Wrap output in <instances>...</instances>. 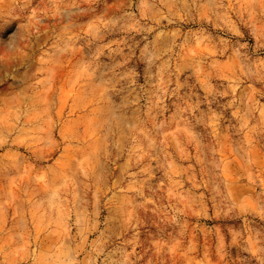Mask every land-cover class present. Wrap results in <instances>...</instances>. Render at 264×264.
I'll return each mask as SVG.
<instances>
[{
  "label": "clouds",
  "instance_id": "obj_1",
  "mask_svg": "<svg viewBox=\"0 0 264 264\" xmlns=\"http://www.w3.org/2000/svg\"><path fill=\"white\" fill-rule=\"evenodd\" d=\"M0 264H264V0H0Z\"/></svg>",
  "mask_w": 264,
  "mask_h": 264
},
{
  "label": "rangeland",
  "instance_id": "obj_2",
  "mask_svg": "<svg viewBox=\"0 0 264 264\" xmlns=\"http://www.w3.org/2000/svg\"><path fill=\"white\" fill-rule=\"evenodd\" d=\"M207 223L212 224L213 222H207ZM217 223H220L221 226L226 230L227 222H217Z\"/></svg>",
  "mask_w": 264,
  "mask_h": 264
}]
</instances>
